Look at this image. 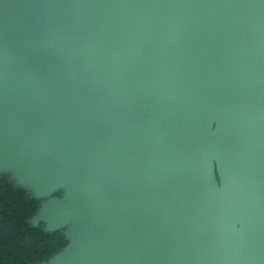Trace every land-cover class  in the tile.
<instances>
[{
	"label": "water",
	"instance_id": "95a60500",
	"mask_svg": "<svg viewBox=\"0 0 264 264\" xmlns=\"http://www.w3.org/2000/svg\"><path fill=\"white\" fill-rule=\"evenodd\" d=\"M7 165L52 264H264V0H0Z\"/></svg>",
	"mask_w": 264,
	"mask_h": 264
},
{
	"label": "trees",
	"instance_id": "16d2710c",
	"mask_svg": "<svg viewBox=\"0 0 264 264\" xmlns=\"http://www.w3.org/2000/svg\"><path fill=\"white\" fill-rule=\"evenodd\" d=\"M41 201L15 179L0 175V264H52L50 259L68 244L63 229L32 221Z\"/></svg>",
	"mask_w": 264,
	"mask_h": 264
},
{
	"label": "rangeland",
	"instance_id": "374dc122",
	"mask_svg": "<svg viewBox=\"0 0 264 264\" xmlns=\"http://www.w3.org/2000/svg\"><path fill=\"white\" fill-rule=\"evenodd\" d=\"M3 174H7L10 178H17L20 185L23 188H25L26 190H29V191H36L37 190L36 185L31 180L26 179V178H22L19 176L20 175L19 169L13 165H7L4 167H0V175H3ZM65 188H66L65 186L58 187L57 189H55L51 193V195H49V194L45 195V196H43V199H41V200H47L49 197L57 195L55 193L59 192V191H60L59 195H61L62 193H64ZM73 225H74V221H70L69 223L62 226L61 229H63L65 232H70ZM75 236L76 235L69 236V238H68L69 241H71Z\"/></svg>",
	"mask_w": 264,
	"mask_h": 264
}]
</instances>
